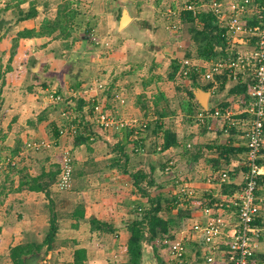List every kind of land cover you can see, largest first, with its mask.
<instances>
[{"label": "crops", "instance_id": "1", "mask_svg": "<svg viewBox=\"0 0 264 264\" xmlns=\"http://www.w3.org/2000/svg\"><path fill=\"white\" fill-rule=\"evenodd\" d=\"M63 1L0 0V148L5 154L20 148L17 165L31 177L59 167L62 149L72 154V185L67 190H59L55 183L48 195L25 188L15 190L20 178L14 172L0 179V254L19 243L41 242L52 202L58 224L56 247L29 254L22 264H73V252L78 248L85 251L83 264H109L111 253L125 262L126 254L120 248L130 236L128 223L137 217L139 208L148 206L150 198H176L179 180L194 192L191 198L176 203L186 216L178 218L177 207L164 201L160 214L174 221L169 231L182 236L184 262L208 264L203 242L190 228L206 221L203 206L242 189L247 126L242 109L247 95L243 83L225 74L207 81L200 76L183 78L178 73L181 59L195 58L188 24L181 21V7L186 2L202 4L207 0H77L80 13L76 20L86 26L76 27V40L70 49H64L52 36L23 38L9 60L16 33L38 30L45 17L55 16ZM31 8L36 15L18 19ZM200 11L205 12V8L200 7ZM123 14L128 20L121 25ZM245 20L256 24L251 17ZM171 24L180 26L171 29ZM93 35L99 43L93 41ZM253 44L254 39L247 46ZM67 55L73 59L71 65ZM197 59L202 66L208 61ZM96 80L105 84L107 97L86 89L80 99L88 104V97L99 93L104 108L118 117L145 121L146 128H99L89 121L86 104V109L84 105L81 111L76 107L73 111L77 119H86L81 123L85 131L76 137L55 136V126L57 131L65 119L60 113V122L55 121L53 110L68 109L72 103L51 102L50 89L69 98L74 90ZM117 90L125 97L124 104L112 99L111 93ZM69 99L76 104L77 100ZM216 110L230 112L233 124L226 132L228 121L213 115ZM167 131L174 143L164 148ZM37 138L55 139L56 144L30 158L23 152L24 142ZM169 160L173 166L166 171ZM261 163L257 195L264 198V156ZM222 171L228 172L225 182L218 179ZM136 178L144 190L134 185ZM90 219L100 223V230L91 228ZM257 220L261 223L257 225L264 226V210ZM254 242L249 264H264V234ZM225 248L220 246L211 264H224L221 254ZM162 253L169 257L167 248L163 247Z\"/></svg>", "mask_w": 264, "mask_h": 264}, {"label": "built area", "instance_id": "2", "mask_svg": "<svg viewBox=\"0 0 264 264\" xmlns=\"http://www.w3.org/2000/svg\"><path fill=\"white\" fill-rule=\"evenodd\" d=\"M226 1L230 2L229 6L224 5ZM200 7H204L205 12H210L217 23L225 29L228 48L224 55L208 60L205 66H202L197 58L185 57L179 62L178 73L183 78L195 79L200 76L207 81H214L215 76L225 74L229 79L244 84L247 99L242 111L247 116L244 134L246 157L241 191L236 195L203 206L202 212L206 215V221L196 222L190 229L203 242V250L208 253L206 263L213 262L214 255L219 251L220 246L224 245L226 248L221 254L224 264H249L255 247L254 241L264 234V226L255 223L264 210V198L257 195L263 173L261 159L264 156V0L260 2L257 0H207L202 4L186 2L181 10L190 11L197 20V16L201 13ZM246 17L255 19L256 24H248ZM179 26V24H171L168 27L177 29ZM92 39L95 43H99L96 36L93 35ZM252 39L254 44L247 46ZM237 43L243 46H238ZM86 89L100 91L102 98L107 97L105 84L96 80L88 83L87 87L85 85L81 90H74L69 98L80 99L83 94L86 95ZM111 96L119 104L125 103V97L120 91H113ZM69 98L55 90L50 89L48 92V99L53 103L59 104L65 101L72 103L68 109L63 108L60 111L65 121L58 125V135L76 137L85 131L82 130L81 123L82 121L86 123V119H77V115L73 114L75 102ZM87 101H89L87 109L90 110L89 121L99 128L121 130L126 127L145 129L147 126L145 121L114 115L104 108L99 93L89 96ZM213 115L228 121L224 128L225 132L233 124L229 111L216 110ZM201 116L202 113H198V117ZM93 138L94 136L91 135L90 139ZM55 144V139H28L24 142V149L39 152L51 149ZM5 162L15 165L18 157H7ZM172 166L173 161L169 160L165 170H171ZM218 179L220 182H225L228 179V172H220ZM177 182L179 200H186L194 195L193 190L187 185L179 180ZM55 185L59 190H67L72 185V154L68 149L60 151L59 173ZM227 209L230 211L227 212ZM232 216L234 221L230 224ZM225 237H227L226 241H224ZM160 243L168 249L170 263L181 264L185 261V245L182 236L169 231L161 237Z\"/></svg>", "mask_w": 264, "mask_h": 264}, {"label": "trees", "instance_id": "3", "mask_svg": "<svg viewBox=\"0 0 264 264\" xmlns=\"http://www.w3.org/2000/svg\"><path fill=\"white\" fill-rule=\"evenodd\" d=\"M80 13L77 0H64L58 6L54 17H45L40 23L39 29H22L19 30L11 40L10 56L12 59L15 54V49L20 39L33 38V37H50L60 40L62 47L68 50L74 43L77 27V16ZM36 15V10L31 8L28 13L19 15L18 19H27L30 16ZM181 21L188 24V31L190 39L195 47V58L202 60L214 59L218 56L224 55L228 48L227 40L225 38V29L221 27L215 17L210 12H201L197 16V20L190 11H181ZM86 33V32H85ZM192 58V57H190ZM9 69V67H8ZM175 73V71H174ZM244 85V84H243ZM244 90L245 87L243 86ZM246 95V93H245ZM87 104L83 99H78L75 107L78 111ZM1 106V102H0ZM57 133V134H56ZM58 135V129L55 136ZM0 138H3L2 129L0 128ZM174 143L172 134L167 131L164 135L163 147H167ZM20 148H15L6 154H2L3 150L0 148V164H4L6 167L5 174L9 175L14 172L19 175L20 182L15 190L25 188L30 191H43L48 195V189L56 182V177L59 173V167L55 170H49L48 172H41L38 176L31 177L27 173L25 168H19L17 164L11 165L6 163L7 157H14L20 151ZM134 185L140 190L144 188L139 186V179L134 180ZM1 191V189H0ZM146 193V192H145ZM165 205H175L178 209V218L186 216L185 212L182 213L180 207L176 204L180 201L177 197L172 200L162 199L160 196H156L149 199L148 206L138 209L137 217L128 223V230L130 236L127 243L123 248H120L122 252L126 254V261L123 263L109 262V264H142L144 254V244L148 243L152 249L158 264H172L164 260L160 255L159 249L162 246L160 243L161 237L164 234L169 233L171 226L173 225L172 219H164L160 214ZM50 215L48 217V227L41 242H27L19 243L11 246L8 249V257L11 264H22L23 258L29 254L40 252L42 249L45 251L52 250L56 247V233L58 230L57 214L52 209V202H49ZM77 211V209H76ZM81 213V211H77ZM183 214V215H182ZM255 223H261L257 220ZM91 228L100 230V223L95 219H90ZM101 226V225H100ZM102 230V229H101ZM85 258V251L82 248L75 249L73 252V264H83ZM253 260V254L250 257L249 263ZM181 264H195L186 263Z\"/></svg>", "mask_w": 264, "mask_h": 264}, {"label": "rangeland", "instance_id": "4", "mask_svg": "<svg viewBox=\"0 0 264 264\" xmlns=\"http://www.w3.org/2000/svg\"><path fill=\"white\" fill-rule=\"evenodd\" d=\"M85 26H86V24L84 22L77 23V27H79V28L84 29ZM81 32H83V30ZM66 57L69 58L68 61H69V64L71 65V63H73L72 57H69L68 55ZM77 61L78 60H76V62ZM1 111H2V105L0 106V113H1ZM52 115H54L55 121L60 122L59 117L61 118V116H60V110L59 109L53 110ZM2 121H3L2 118H0V125H1ZM24 151L26 152L25 154H27V156L30 158L31 157L33 158L35 156H40V155H42V153H44L43 151L42 152L41 151L40 152L26 151L25 149L23 150V152ZM2 154L4 155L5 153H2ZM5 167L6 166L4 164H2V163L0 164V179L5 174V169H4ZM162 248L163 247H161L159 249L160 255L164 258L165 261L170 263L169 259L167 258L166 253H164V254L162 253ZM143 249H144L143 262H146L147 260L152 259L155 264H158L157 259L155 258L154 254H153V249L148 243L144 244ZM108 257H110L109 258L110 262H117V263H123L124 262L123 257H116V256H114L113 253L109 254ZM9 263H10V260L8 257V250H7V253L5 252L3 255L0 254V264H9ZM64 264H69V263L68 262L66 263V261H65ZM98 264H108V262H103V263H98ZM208 264H211V263H208Z\"/></svg>", "mask_w": 264, "mask_h": 264}, {"label": "water", "instance_id": "5", "mask_svg": "<svg viewBox=\"0 0 264 264\" xmlns=\"http://www.w3.org/2000/svg\"><path fill=\"white\" fill-rule=\"evenodd\" d=\"M127 20H128L127 15L126 14H123V17L121 19V25H124L127 22ZM2 21L3 20H0V23ZM205 94H206V92L203 93V95L201 97V100H204ZM142 264H155V263H154V261L152 259H149L146 262H142Z\"/></svg>", "mask_w": 264, "mask_h": 264}]
</instances>
